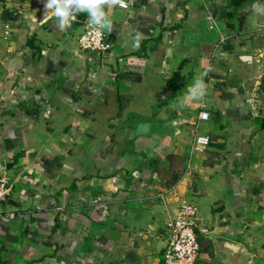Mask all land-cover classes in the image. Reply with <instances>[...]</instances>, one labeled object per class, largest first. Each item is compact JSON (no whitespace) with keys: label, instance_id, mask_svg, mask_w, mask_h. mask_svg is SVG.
<instances>
[{"label":"crops","instance_id":"crops-1","mask_svg":"<svg viewBox=\"0 0 264 264\" xmlns=\"http://www.w3.org/2000/svg\"><path fill=\"white\" fill-rule=\"evenodd\" d=\"M46 2L0 0V264H163L186 202L198 264H264V0H106L110 27L63 28Z\"/></svg>","mask_w":264,"mask_h":264},{"label":"built area","instance_id":"built-area-1","mask_svg":"<svg viewBox=\"0 0 264 264\" xmlns=\"http://www.w3.org/2000/svg\"><path fill=\"white\" fill-rule=\"evenodd\" d=\"M78 46L85 53L106 56L113 48V42L107 31L99 26L89 25L78 38ZM208 115L200 114V119ZM211 143L208 136L196 134L193 141L194 151L204 152ZM15 194V185L4 176H0V222L1 211ZM166 248L163 264H198L201 255V236L199 208L186 202L180 208L178 216L169 219L163 228Z\"/></svg>","mask_w":264,"mask_h":264},{"label":"clouds","instance_id":"clouds-1","mask_svg":"<svg viewBox=\"0 0 264 264\" xmlns=\"http://www.w3.org/2000/svg\"><path fill=\"white\" fill-rule=\"evenodd\" d=\"M117 0H112V3H116ZM106 0H47L44 7L46 12L41 19L42 23H47L52 18V14L59 18L60 27L70 25L72 20L76 19V16L72 15V11H86L90 14L91 23L102 27H110L109 21L106 19V14L103 9V5ZM256 11H264L259 4L254 5ZM47 10H52L49 14Z\"/></svg>","mask_w":264,"mask_h":264},{"label":"rangeland","instance_id":"rangeland-1","mask_svg":"<svg viewBox=\"0 0 264 264\" xmlns=\"http://www.w3.org/2000/svg\"><path fill=\"white\" fill-rule=\"evenodd\" d=\"M263 94H262V97L261 98H258L256 99L257 100V104H258V111H259V127H260V130H264V86H263V90H262ZM263 138H264V135H263Z\"/></svg>","mask_w":264,"mask_h":264}]
</instances>
